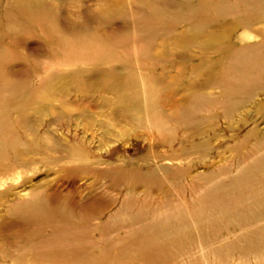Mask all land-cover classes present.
Segmentation results:
<instances>
[{"label": "bare ground", "instance_id": "obj_1", "mask_svg": "<svg viewBox=\"0 0 264 264\" xmlns=\"http://www.w3.org/2000/svg\"><path fill=\"white\" fill-rule=\"evenodd\" d=\"M136 1L145 9L121 2L97 15L104 23L120 19L133 25L139 35L135 39L144 44L141 56H151L157 66H169L174 56L156 53L153 34L185 23L179 41L186 48L205 42L200 52L205 55H178L180 72L194 73L184 89L174 91L178 85L141 73L136 65L83 71L76 66L66 75L59 64L24 61L14 45L26 38L41 40L46 54L64 48L54 42V2L6 0L0 12V186L43 164L49 170L57 166V173L69 177L79 172L96 179L107 175L116 192L112 203L121 202L108 214L106 207L95 208L102 196L70 200L60 184L18 193L6 210L14 222H0V237L15 225L33 230L23 245L18 244L22 239L16 243L22 254L9 258L15 264L155 263L190 258L200 250L202 259L191 257L190 262L212 264L213 255L227 264L238 255L241 264H264V32L257 27L264 25V0H162L172 11L150 0ZM243 29L262 38L240 37ZM208 51L214 53L211 59ZM175 79L180 84L182 74ZM101 91L113 94L114 115L108 121L114 123L122 112L139 125L154 126L168 150L151 149L148 158L138 159L144 164L102 167L105 159L94 152L92 137L69 126L67 132L62 129L79 116L87 124L93 118V110L65 100L74 94L77 101H92ZM123 155L126 159L124 153L116 158ZM201 165L205 169L197 171ZM14 188L0 191V200ZM98 214L106 217L103 223H86ZM78 219L86 225L75 223ZM94 231L101 232L98 240L87 236ZM122 231L125 236L116 240ZM1 251L0 261L8 259Z\"/></svg>", "mask_w": 264, "mask_h": 264}, {"label": "rangeland", "instance_id": "obj_2", "mask_svg": "<svg viewBox=\"0 0 264 264\" xmlns=\"http://www.w3.org/2000/svg\"><path fill=\"white\" fill-rule=\"evenodd\" d=\"M12 1V0H11ZM49 2H54L55 11L51 16V19L54 21L57 29H55L56 37L54 42L58 45L59 42L64 45V48L60 46L56 54H46V46L42 44L41 40L33 37L26 38L21 41H24L22 44H15L14 46L19 50V53L22 55L24 61H28L31 58H34V61L43 64L44 62H50L54 64L61 65V68L66 69L65 74H70L69 71L74 69L76 66H79L80 70H90V69H107L110 67H132L131 65H136V68H139L141 73H154L158 77L164 76L166 80L170 83H173V90L178 91L185 88V84L189 83L191 79L194 78V73L190 69H187L184 72H180L178 55L181 52L190 53L191 55H197L202 52L205 42L201 41V44L198 42L195 45H192L189 48H186L183 42H180L178 36L180 32L186 29L185 23L177 24L174 26H166L159 28V33H154L155 39L152 41V48L156 53H168V55L174 58L171 61L172 66H157L158 63L153 64L151 56L142 57L140 52L141 48L144 46L142 40H137L135 38L139 37L137 34V29L131 24H123L124 22L120 19L113 20L110 22L104 23L100 17L97 15L101 10H106L113 5L118 4L115 7H118L121 2L131 3L132 9L139 10L145 9L144 4L136 0H47ZM154 4L165 5L167 11H172L173 7H169L167 3L162 0H150ZM6 0H0V12L4 9ZM169 15V14H168ZM257 27L263 29L264 25L259 24ZM158 30V29H157ZM97 31V32H96ZM240 37L245 39H250L255 41L262 38V34H258L255 31L248 29L240 30L237 33ZM144 37V36H143ZM18 41V42H21ZM149 43V42H148ZM147 43V44H148ZM211 50V49H210ZM99 53L101 56H96ZM206 53V52H205ZM208 59H211L214 55L212 51L206 53ZM200 55H205L200 53ZM53 58V59H52ZM22 59H19L17 63H24ZM192 63V61H188ZM75 64V65H74ZM155 66V68H153ZM134 68V67H133ZM135 69V68H134ZM69 70V71H67ZM139 73L136 70H126L124 73ZM182 74L181 85L179 82H176V75ZM198 74V73H197ZM206 71H203L199 74V78L203 79L205 77ZM166 75V76H165ZM217 91L216 89H213ZM187 91V90H184ZM101 96L105 97L101 98ZM113 97L111 91H101L96 94L92 101L84 100L81 98L77 101L74 94H72L67 100L66 103H77L75 104L76 108H82L83 111L93 110L92 120L89 124L86 123L85 117H80L77 120L68 123L66 129L62 127L63 130H67V126L71 127L74 131H78L80 135L86 137H92L93 148L96 154L101 155L105 159V163L102 167L124 164L127 167L137 164H144L143 160L140 158H148L150 150L153 149L157 153H163L168 150L167 146H164V143L158 141L160 134L158 133V128L154 126H143L139 125L137 121L132 120L127 117L126 114L119 112L118 117L114 120V123H111L106 118L107 116L114 115V106L110 103V99ZM65 103V104H66ZM62 103L55 102L54 105L60 107ZM113 107V108H112ZM76 114L77 111L72 112ZM46 117V119H50ZM222 122V121H221ZM225 122V121H224ZM77 123V125H76ZM67 132V131H66ZM77 132V133H78ZM222 140V139H220ZM219 140L215 142L218 143ZM116 153H124L123 159H117ZM230 156V153H226ZM154 157H151L152 160ZM117 159V160H116ZM157 161H159L157 159ZM134 162V163H133ZM108 163V164H107ZM116 163V164H113ZM165 164H175L177 161H167ZM113 164V165H112ZM72 166L71 164H67ZM58 167H54L52 170L45 168L43 164L37 165L36 172L24 173L22 176L16 177L14 180H7L3 185L0 186V191H7L9 187H18L11 190V195L7 198L0 200V222L9 221L14 222L11 219L6 210L11 204V199L18 193L24 194L34 190L35 187L41 185L40 188L51 189L50 186L56 187L58 184L59 189L67 196L70 200H81L88 197H97L102 196L100 202L95 203V208L97 210L106 207L107 213H113L117 209L121 202L116 200L115 203H112V197L116 194L111 185H114L111 178L107 175L99 176L97 179L93 175H86L84 173H78L75 175L64 174L62 172L57 173ZM69 169V168H67ZM205 169L203 165L197 167V171ZM64 178V180H62ZM17 181V182H16ZM18 184V185H17ZM17 185V186H16ZM49 186V187H48ZM10 190V189H9ZM8 190V191H9ZM98 214L95 216L92 221H87V224L92 223V225H99L106 220V217L100 216ZM83 221L82 224L86 225L85 220L78 219L74 221ZM117 225L113 226V229H116ZM9 229V230H8ZM1 232L0 237V250L4 256H8L6 260H1V264H15L9 257L12 256L18 257L19 254H22V250H18L17 242L19 245H23L24 239L27 234H31L33 227H19L15 225ZM83 233L80 234V238ZM92 235L93 240H98L101 237L100 231H94L92 234L88 233L87 236ZM125 236V231L119 232L115 236L116 240H119ZM79 235L76 236V240ZM65 243V242H64ZM20 248V247H19ZM99 250H96V253ZM200 250H195L192 254L193 259H202ZM31 253H26V256ZM14 255V256H13ZM190 258H181V259H168L164 262L157 261H136L131 260L130 264H209L207 262H190ZM210 262L212 264H220L219 259L215 258L213 255ZM128 259H122L121 262H126ZM236 262V263H235ZM242 261L239 259V256L235 255L234 257H229L227 264H241Z\"/></svg>", "mask_w": 264, "mask_h": 264}]
</instances>
